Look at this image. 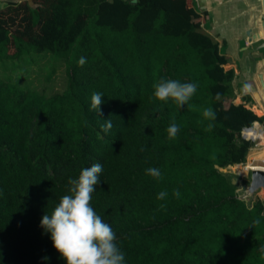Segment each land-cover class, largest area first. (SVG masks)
Segmentation results:
<instances>
[{
  "label": "trees",
  "instance_id": "trees-1",
  "mask_svg": "<svg viewBox=\"0 0 264 264\" xmlns=\"http://www.w3.org/2000/svg\"><path fill=\"white\" fill-rule=\"evenodd\" d=\"M133 1L28 0L0 11L8 59L48 57L45 78L62 64L67 77L52 95L0 80V264H66L41 219L95 163L103 171L91 206L116 234L124 264H264V201L243 198L245 179L222 171L247 161L260 143L242 131L264 118L234 104V72L186 0ZM13 17L47 33L13 31ZM169 79L198 84L183 108L149 102L153 85ZM93 92L104 94L102 116L90 111ZM208 107L215 120L203 117ZM173 119L180 131L169 141ZM150 167L160 179L146 175Z\"/></svg>",
  "mask_w": 264,
  "mask_h": 264
},
{
  "label": "clouds",
  "instance_id": "clouds-1",
  "mask_svg": "<svg viewBox=\"0 0 264 264\" xmlns=\"http://www.w3.org/2000/svg\"><path fill=\"white\" fill-rule=\"evenodd\" d=\"M86 63V58L81 57L79 66ZM198 88L196 83H181L178 80H161L153 85V95L149 97L150 103L173 102L178 108H183L189 103ZM104 94L93 92L91 95L90 111L102 116L101 105ZM220 98V93H216V99ZM203 117L206 120H215L216 113L211 108H205ZM113 127L112 119H108L101 124V131L108 133ZM212 127L211 124L208 125ZM167 131L169 141L176 138L180 131L179 125L172 120ZM144 148H141L143 151ZM103 165L95 163L91 167L84 168L78 179L68 180V194L63 195L55 205L51 213H46L41 219L40 227L45 233H50V238L54 248L60 254V258L66 264H124L125 254L115 243L116 234L108 223L95 212L91 206L92 194L95 186L100 183V174ZM146 175L160 179L161 172L158 168L150 167L146 169ZM173 196L179 198L181 193L178 189L173 190ZM168 196L166 190L157 194L158 200H165ZM165 208L164 204L160 209ZM264 216V213H261ZM259 224V219L253 221ZM264 252V247L261 248ZM45 260L47 257L44 258Z\"/></svg>",
  "mask_w": 264,
  "mask_h": 264
},
{
  "label": "crops",
  "instance_id": "crops-1",
  "mask_svg": "<svg viewBox=\"0 0 264 264\" xmlns=\"http://www.w3.org/2000/svg\"><path fill=\"white\" fill-rule=\"evenodd\" d=\"M25 1L28 0H0V11ZM186 8L200 14L201 27L217 40L221 54L227 57L224 68L234 72V104L244 105L264 118V81L260 79L264 74L261 0H186ZM258 123L254 126L264 129V123ZM263 142L261 139L257 141L258 147L251 148L247 162L263 165Z\"/></svg>",
  "mask_w": 264,
  "mask_h": 264
},
{
  "label": "rangeland",
  "instance_id": "rangeland-1",
  "mask_svg": "<svg viewBox=\"0 0 264 264\" xmlns=\"http://www.w3.org/2000/svg\"><path fill=\"white\" fill-rule=\"evenodd\" d=\"M11 18L10 22H8V27L13 29H24L25 32H28L30 34V37L32 36H41L43 33H47L46 30L37 28L33 29L30 25V23L23 24L20 22V17H17L16 19ZM44 36V35H43ZM14 51V49H13ZM12 51V52H13ZM5 51H0V80L5 81V82H11L13 84H16L17 82L23 80L24 82L22 83V87H32L33 89H39L40 91H46L48 94L52 95L54 93H60L65 89L66 86V71H65V66L62 64L60 68L57 70V74L53 77L52 81H48V77L45 78V74L48 76L53 72V69H50L49 72L46 73L45 70H40L41 67H44L46 62L50 61L49 58H43L40 59L36 63L34 60V55L36 54H29V55H24L21 60H12L8 59L7 56H5ZM35 63L32 69H25L27 67V63ZM23 67V68H22ZM25 73H24V71ZM41 71V72H40ZM253 134L255 135H260L263 136L264 139V134L254 131ZM261 140V139H260ZM259 140V141H260ZM246 163H241L244 164L243 166H240L241 164H236L232 166V168L227 169H222L223 172H231L235 174H240L239 176L244 178V184L240 186L238 189L239 193L241 195L245 193H249L250 196H252V199H257L260 198L261 200L264 201V190L263 189H258L255 191L253 194L249 192V187L251 184V172L247 171L246 168ZM250 164V163H249ZM254 167H261L264 169V166H254ZM237 174V175H238ZM249 182L247 183V181Z\"/></svg>",
  "mask_w": 264,
  "mask_h": 264
},
{
  "label": "water",
  "instance_id": "water-1",
  "mask_svg": "<svg viewBox=\"0 0 264 264\" xmlns=\"http://www.w3.org/2000/svg\"><path fill=\"white\" fill-rule=\"evenodd\" d=\"M134 3L137 2V0L133 1ZM262 3V14H261V23H262V27L264 29V0H261ZM264 48V46H263ZM262 69L264 71V57L262 60ZM260 79L262 81H264V74L260 75ZM264 84V83H263ZM263 189L264 190V171H252L251 172V184L249 187V192L251 194H253L255 191H257L258 189Z\"/></svg>",
  "mask_w": 264,
  "mask_h": 264
},
{
  "label": "built area",
  "instance_id": "built-area-1",
  "mask_svg": "<svg viewBox=\"0 0 264 264\" xmlns=\"http://www.w3.org/2000/svg\"><path fill=\"white\" fill-rule=\"evenodd\" d=\"M255 130V131H257V132H260V133H262V134H264V129H258L257 127H255L254 125L252 126V127H246V128H244L243 129V131H242V138L243 139H245V140H247V141H252V142H254V143H257V141H259L260 139H262L261 138V136L260 135H258L257 137H255V136H250L249 135V131L250 130ZM255 147H258V145H256ZM244 164H241L240 166H243ZM252 166H255V164L254 163H246V170L247 171H249V173L251 172V171H254V169H253V167ZM256 166H258V165H256ZM263 166H264V162H263ZM232 168V167H231ZM235 173V172H234ZM238 174V173H237ZM238 175H240V174H238ZM242 197L243 198H247V197H250V195H249V193H245V194H243L242 195Z\"/></svg>",
  "mask_w": 264,
  "mask_h": 264
},
{
  "label": "bare ground",
  "instance_id": "bare-ground-1",
  "mask_svg": "<svg viewBox=\"0 0 264 264\" xmlns=\"http://www.w3.org/2000/svg\"><path fill=\"white\" fill-rule=\"evenodd\" d=\"M258 124H259V123H258ZM254 131H255L254 129H253V130H250V131H249V135H250V136H255V137H257V135L253 134ZM261 138H262V140H263V136H261Z\"/></svg>",
  "mask_w": 264,
  "mask_h": 264
}]
</instances>
